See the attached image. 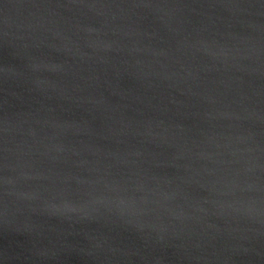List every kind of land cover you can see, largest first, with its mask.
Masks as SVG:
<instances>
[{"label":"water","instance_id":"1","mask_svg":"<svg viewBox=\"0 0 264 264\" xmlns=\"http://www.w3.org/2000/svg\"><path fill=\"white\" fill-rule=\"evenodd\" d=\"M0 264H264V0H0Z\"/></svg>","mask_w":264,"mask_h":264}]
</instances>
